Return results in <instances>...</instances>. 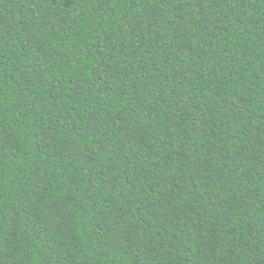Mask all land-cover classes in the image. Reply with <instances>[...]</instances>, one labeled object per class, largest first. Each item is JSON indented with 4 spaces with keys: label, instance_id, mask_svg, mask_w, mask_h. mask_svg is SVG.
I'll return each mask as SVG.
<instances>
[{
    "label": "trees",
    "instance_id": "1",
    "mask_svg": "<svg viewBox=\"0 0 264 264\" xmlns=\"http://www.w3.org/2000/svg\"><path fill=\"white\" fill-rule=\"evenodd\" d=\"M0 264H264V0H0Z\"/></svg>",
    "mask_w": 264,
    "mask_h": 264
}]
</instances>
